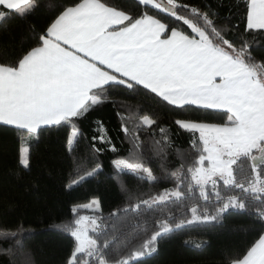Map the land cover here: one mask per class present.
Returning <instances> with one entry per match:
<instances>
[{
  "label": "snow or ice",
  "instance_id": "snow-or-ice-1",
  "mask_svg": "<svg viewBox=\"0 0 264 264\" xmlns=\"http://www.w3.org/2000/svg\"><path fill=\"white\" fill-rule=\"evenodd\" d=\"M136 4L182 22L194 35L163 23L147 11L134 17L103 0H79L56 16L39 37L38 46L14 64L0 62V124L24 130L20 165L24 169L30 166L31 145L23 140L25 134L28 139L36 140L43 127L65 125L69 128L66 147L72 152L82 135L76 120L104 103L108 88L122 85L132 89L142 85L167 105L181 109L196 106L205 110H224L227 114V123L223 125L174 121L181 129L192 133L193 147L200 153L193 166L187 168L191 180L200 188V196L209 199L205 186L211 183L215 189L217 181L213 177L216 176L225 186H234L246 194L225 199L216 192L220 207L214 214L202 217L193 207V219L214 221L229 209L246 210L249 204L245 200L250 197L261 206L257 215L264 220V63L252 61L247 41L235 46L224 37L226 29L217 28L207 13L182 3V0H136ZM245 4V31L264 30V0H245ZM35 7L34 0H0V20L6 15L27 16ZM129 118L122 117V120ZM156 123L155 119L144 115L138 117L137 127L150 129ZM121 130L133 140H139L126 123H122ZM97 131L93 141L111 144L102 124H98ZM160 132L167 141L166 130L160 128ZM136 147L138 145L134 144L128 159L113 161L115 169L118 173L129 172L141 180H157L137 156ZM93 149L102 151L95 143ZM110 150L116 151L115 146ZM245 163L250 176H245L246 183L238 182L233 165L243 172ZM99 167L97 164L79 174L67 187L94 176ZM183 168L182 165L180 170L172 173L176 179L175 190H165L148 200H141L134 207L138 209L143 204L150 208L170 197L179 200L184 195L179 190ZM81 209L98 212L99 201L92 199L89 203L74 205L70 222L53 225L74 238V247L66 264H130V261L150 255L155 251L159 237L185 223L184 220L175 223H169L168 219L157 221L156 230L127 255H119L110 261L103 251L109 241L100 245L89 235L90 230L97 231V218L79 215ZM232 264H264V234Z\"/></svg>",
  "mask_w": 264,
  "mask_h": 264
},
{
  "label": "trees",
  "instance_id": "trees-1",
  "mask_svg": "<svg viewBox=\"0 0 264 264\" xmlns=\"http://www.w3.org/2000/svg\"><path fill=\"white\" fill-rule=\"evenodd\" d=\"M34 2L36 7L27 16L6 15L0 20V62L14 64L38 46L39 37L55 17L79 0ZM103 2L134 17L147 11L163 23L194 35L182 22L155 9L137 6L136 0ZM182 3L207 13L217 28L226 29L224 37L235 46L247 41L252 61L264 63V30L245 31V0H182ZM106 96L104 103L76 120L82 135L72 152L66 147L69 128L65 125L43 127L36 140L28 139L25 134L23 140L31 145L28 169L19 163L24 130L0 124V245L8 246L9 264H66L74 247V238L53 225L70 222L72 207L92 199L99 201L100 210L81 209L79 215L97 218V231L90 230L89 235L100 245L109 241L103 251L110 261L119 255H127L156 230V222L162 219H168L169 223L184 220L185 223L159 237L155 251L150 255L130 261V264H229L242 257L264 231V220L257 215L261 206L248 197L245 202L249 208L246 210L229 209L214 221L193 219V207L197 208L200 217L212 215L220 207L216 192L225 199L246 194L234 186H225L218 177L215 178V189L211 183L205 186L209 199L204 200L199 186L187 173V168L193 166L200 154L193 147V135L174 123L177 119L227 123L225 111L196 106L176 108L142 85L132 89L113 85L108 88ZM144 115L157 123L150 129L138 128V117ZM122 117L130 118L124 121ZM122 123L139 137L138 141L123 133ZM98 124L103 125L111 144L93 141L92 138L98 135ZM160 128L166 130L167 141H164ZM94 143L102 151L95 152ZM134 144L138 145L135 148L137 156L157 180H141L129 172L118 173L115 169L113 161L128 159ZM113 145L116 151L110 150ZM97 164L100 167L94 176L67 187L79 174ZM182 165L184 174L179 190L184 195L179 200L170 197L150 208L143 204L138 209L134 207L141 200H148L165 190H175L176 179L172 173L180 170ZM243 168L245 171L241 172L237 165H233L237 181L246 183L245 176H250V169L247 163Z\"/></svg>",
  "mask_w": 264,
  "mask_h": 264
},
{
  "label": "rangeland",
  "instance_id": "rangeland-1",
  "mask_svg": "<svg viewBox=\"0 0 264 264\" xmlns=\"http://www.w3.org/2000/svg\"><path fill=\"white\" fill-rule=\"evenodd\" d=\"M182 120H187V119H182ZM191 121H194V120H191ZM196 122H203V123L213 124V123L204 122V121H196ZM207 166L208 165H206L205 167H207ZM215 178H218V176L213 177V179H215ZM86 203H89V202L86 201V202H83V203H80V204H86ZM7 252H8V246L7 245H0V264H9L8 256H7L8 253Z\"/></svg>",
  "mask_w": 264,
  "mask_h": 264
},
{
  "label": "crops",
  "instance_id": "crops-1",
  "mask_svg": "<svg viewBox=\"0 0 264 264\" xmlns=\"http://www.w3.org/2000/svg\"><path fill=\"white\" fill-rule=\"evenodd\" d=\"M77 3H78V2H77ZM75 4H76V3H75ZM73 5H74V4H73ZM70 6H72V5H70ZM63 10H64V9H63ZM63 10H62V11H63ZM59 14H60V13H59ZM59 14H58V15H59ZM58 15H57V16H58ZM55 18H56V17H55ZM218 79H219V78H218ZM210 123H213V122H210ZM213 124L223 125L224 123H213ZM262 234H264V231L261 233V235H262ZM261 235H260V236H261ZM260 236H259V237H260ZM259 237L257 238V240L259 239ZM255 242H256V241H255ZM255 242H254V243H255ZM254 243H253V244H254ZM253 244H252V245H253ZM252 245H251V246H252ZM251 246H250V247H251ZM250 247H249V248H250ZM246 252H247V251H246ZM229 264H232V261H231Z\"/></svg>",
  "mask_w": 264,
  "mask_h": 264
}]
</instances>
